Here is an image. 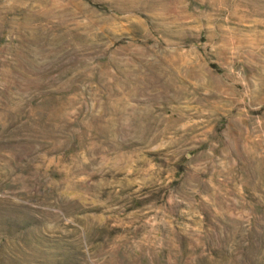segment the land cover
I'll use <instances>...</instances> for the list:
<instances>
[{
	"label": "rangeland",
	"instance_id": "obj_1",
	"mask_svg": "<svg viewBox=\"0 0 264 264\" xmlns=\"http://www.w3.org/2000/svg\"><path fill=\"white\" fill-rule=\"evenodd\" d=\"M0 264H264V0H0Z\"/></svg>",
	"mask_w": 264,
	"mask_h": 264
}]
</instances>
